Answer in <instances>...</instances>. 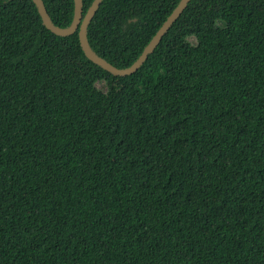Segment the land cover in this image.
Here are the masks:
<instances>
[{
	"label": "trees",
	"instance_id": "trees-1",
	"mask_svg": "<svg viewBox=\"0 0 264 264\" xmlns=\"http://www.w3.org/2000/svg\"><path fill=\"white\" fill-rule=\"evenodd\" d=\"M0 264H264V0H0Z\"/></svg>",
	"mask_w": 264,
	"mask_h": 264
},
{
	"label": "water",
	"instance_id": "water-1",
	"mask_svg": "<svg viewBox=\"0 0 264 264\" xmlns=\"http://www.w3.org/2000/svg\"><path fill=\"white\" fill-rule=\"evenodd\" d=\"M35 4L37 5L39 12L42 16V19L45 23V25L55 34L60 36H70L74 34L76 31L79 30V38L80 43L82 46V49L85 53V55L90 59L92 62H94L96 65H99L103 69L111 72L115 76H128L133 73H135L147 60L148 56L154 52L162 39L163 35L167 32V30L172 26V24L179 18V16L183 13V11L188 6L190 0H181L180 4L176 8V10L168 17L164 25L160 28V30L156 33L153 40L150 42L148 47L145 49L143 54L140 56V58L137 60L136 63H134L130 68L127 69H119L106 60L99 57L97 54L93 52L91 49L88 39H87V29L88 25L91 22L94 14L100 7L103 0H95L88 10L87 14L83 15V2L82 0H75V17L72 25L69 28L63 29L60 27H57L53 24L51 21V18L45 8V5L42 0H33Z\"/></svg>",
	"mask_w": 264,
	"mask_h": 264
},
{
	"label": "rangeland",
	"instance_id": "rangeland-1",
	"mask_svg": "<svg viewBox=\"0 0 264 264\" xmlns=\"http://www.w3.org/2000/svg\"><path fill=\"white\" fill-rule=\"evenodd\" d=\"M238 23H239V20L236 17L231 20L230 25L228 27V34H232V33H234L236 31V29L238 27ZM198 53H199L198 50H196L194 52V54H198ZM157 59L161 60V57L159 55H157Z\"/></svg>",
	"mask_w": 264,
	"mask_h": 264
}]
</instances>
